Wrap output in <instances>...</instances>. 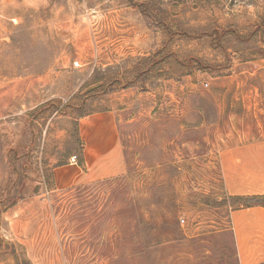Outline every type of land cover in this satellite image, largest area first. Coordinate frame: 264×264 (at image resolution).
<instances>
[{
	"label": "rangeland",
	"instance_id": "374dc122",
	"mask_svg": "<svg viewBox=\"0 0 264 264\" xmlns=\"http://www.w3.org/2000/svg\"><path fill=\"white\" fill-rule=\"evenodd\" d=\"M252 88L264 0H0V264H239L216 139ZM112 107L126 171L57 187Z\"/></svg>",
	"mask_w": 264,
	"mask_h": 264
},
{
	"label": "crops",
	"instance_id": "0c3cea01",
	"mask_svg": "<svg viewBox=\"0 0 264 264\" xmlns=\"http://www.w3.org/2000/svg\"><path fill=\"white\" fill-rule=\"evenodd\" d=\"M252 88V101L244 102L252 124L217 136V159L225 192L230 197L264 196V100ZM233 105V104H230ZM115 107L94 111L79 118L82 162H64L54 167L57 187L117 176L126 171L125 149L120 132V114ZM76 155V154H75ZM77 156V155H76ZM231 230L239 264H264V204L232 207Z\"/></svg>",
	"mask_w": 264,
	"mask_h": 264
},
{
	"label": "trees",
	"instance_id": "16d2710c",
	"mask_svg": "<svg viewBox=\"0 0 264 264\" xmlns=\"http://www.w3.org/2000/svg\"><path fill=\"white\" fill-rule=\"evenodd\" d=\"M78 139L80 141L79 132H78ZM79 162L81 163L82 159ZM232 198L243 200L242 201L243 205L264 204V196H253V197L247 196V197H232ZM13 205H14V203L13 204H9L7 206V208H10ZM236 206H238V205H236Z\"/></svg>",
	"mask_w": 264,
	"mask_h": 264
},
{
	"label": "built area",
	"instance_id": "2783aa9c",
	"mask_svg": "<svg viewBox=\"0 0 264 264\" xmlns=\"http://www.w3.org/2000/svg\"><path fill=\"white\" fill-rule=\"evenodd\" d=\"M77 159H78V157H77L76 155H74V156H72V158H71V162H73V163H77ZM181 222H182V223L185 222V219L182 218V219H181Z\"/></svg>",
	"mask_w": 264,
	"mask_h": 264
}]
</instances>
